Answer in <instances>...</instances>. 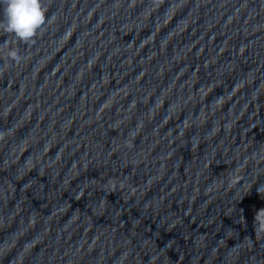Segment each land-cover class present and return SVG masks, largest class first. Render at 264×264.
Here are the masks:
<instances>
[{
  "label": "water",
  "instance_id": "1",
  "mask_svg": "<svg viewBox=\"0 0 264 264\" xmlns=\"http://www.w3.org/2000/svg\"><path fill=\"white\" fill-rule=\"evenodd\" d=\"M42 6L0 27V264H264V0Z\"/></svg>",
  "mask_w": 264,
  "mask_h": 264
},
{
  "label": "clouds",
  "instance_id": "2",
  "mask_svg": "<svg viewBox=\"0 0 264 264\" xmlns=\"http://www.w3.org/2000/svg\"><path fill=\"white\" fill-rule=\"evenodd\" d=\"M0 3L4 5V20L0 21V27L20 41L32 40L46 22L42 0H0ZM9 56L17 62L21 59L15 50L10 51ZM254 229L255 234L264 232V208L255 213Z\"/></svg>",
  "mask_w": 264,
  "mask_h": 264
}]
</instances>
